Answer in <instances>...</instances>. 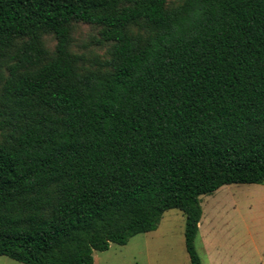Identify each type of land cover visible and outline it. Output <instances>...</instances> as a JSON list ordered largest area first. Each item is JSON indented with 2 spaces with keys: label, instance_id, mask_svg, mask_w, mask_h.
I'll return each mask as SVG.
<instances>
[{
  "label": "trees",
  "instance_id": "trees-1",
  "mask_svg": "<svg viewBox=\"0 0 264 264\" xmlns=\"http://www.w3.org/2000/svg\"><path fill=\"white\" fill-rule=\"evenodd\" d=\"M74 22L108 45L92 68ZM225 184L264 185V0H0V256L93 264L179 209L202 264Z\"/></svg>",
  "mask_w": 264,
  "mask_h": 264
},
{
  "label": "rangeland",
  "instance_id": "rangeland-1",
  "mask_svg": "<svg viewBox=\"0 0 264 264\" xmlns=\"http://www.w3.org/2000/svg\"><path fill=\"white\" fill-rule=\"evenodd\" d=\"M183 0H169L170 5ZM100 27L74 22L71 50L84 58V68L94 67V57H108V45L100 43ZM45 44L54 49L52 34ZM202 216L195 249L202 264H264V185L225 184L200 196ZM185 215L166 210L153 231L131 237L124 245L111 243L94 251L93 264H190L184 241ZM0 264H22L0 256Z\"/></svg>",
  "mask_w": 264,
  "mask_h": 264
}]
</instances>
